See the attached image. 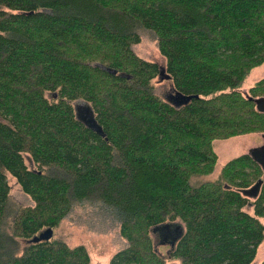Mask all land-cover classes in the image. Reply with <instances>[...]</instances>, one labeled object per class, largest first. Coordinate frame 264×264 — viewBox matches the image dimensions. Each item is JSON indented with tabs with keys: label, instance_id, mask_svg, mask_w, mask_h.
Wrapping results in <instances>:
<instances>
[{
	"label": "trees",
	"instance_id": "1",
	"mask_svg": "<svg viewBox=\"0 0 264 264\" xmlns=\"http://www.w3.org/2000/svg\"><path fill=\"white\" fill-rule=\"evenodd\" d=\"M139 30L164 65L132 51ZM263 64L264 0H0V264H91L53 235L29 242L80 203L118 224L126 245L109 264H252L264 240L261 168L244 154L195 179L214 171L215 141L264 133L252 100L264 78L239 91ZM160 67L188 103L156 93ZM79 101L105 137L76 120ZM8 176L33 205L11 199ZM168 225L180 233L162 255Z\"/></svg>",
	"mask_w": 264,
	"mask_h": 264
},
{
	"label": "rangeland",
	"instance_id": "2",
	"mask_svg": "<svg viewBox=\"0 0 264 264\" xmlns=\"http://www.w3.org/2000/svg\"><path fill=\"white\" fill-rule=\"evenodd\" d=\"M141 42L131 47L132 51L140 58L157 62L164 65L165 60L158 52L155 39L151 32L147 30L138 31ZM264 78V64L254 68L247 76L239 91L248 93L249 89L258 81ZM158 80V79H157ZM152 84L158 95L165 99L168 93H172L170 83L167 80ZM166 100V99H165ZM80 102V101H79ZM263 132L239 135L226 140L214 142V149L218 156L214 171L209 175L198 176L197 183L216 179L225 163L233 158L247 154L252 147L258 146L263 142L261 135ZM25 164L29 169L33 166ZM10 186L11 199L23 207L33 205L30 198L24 194L16 180L7 177ZM101 205L91 203H80L74 206L72 211L64 218L60 226L54 230L53 238L64 240L69 246H82L87 251L91 264H109L114 253L125 247L124 241L118 236L117 222L112 216L105 212ZM264 223V220L262 219ZM157 250L162 255H166L168 248L166 244L158 243ZM264 259V240L257 249L256 257L252 264H260ZM166 264H178L176 260L167 261Z\"/></svg>",
	"mask_w": 264,
	"mask_h": 264
},
{
	"label": "water",
	"instance_id": "3",
	"mask_svg": "<svg viewBox=\"0 0 264 264\" xmlns=\"http://www.w3.org/2000/svg\"><path fill=\"white\" fill-rule=\"evenodd\" d=\"M104 70L107 72H110L112 74H115L116 72L114 70H110L108 68L103 67ZM163 80H169V75L165 73L164 67H160L159 74H158V81L161 82ZM196 98V96H194ZM193 96H183L179 95L178 93L172 92L168 93L167 97L165 98L166 101H168L172 106L174 107H180L181 105H184L188 103ZM256 111L261 112L264 114V97H259L252 99ZM75 109V118L77 121L82 123L87 129L91 130L92 132L96 133L100 137H105L104 132L102 131V128L99 126V124L96 122L94 118L93 111L91 107L84 102H76L74 104ZM261 136L264 137V134ZM247 155L250 157V159L257 164L264 175V144L257 147H252L248 150ZM261 179H259L248 191L247 194L251 197L256 196V194L259 191L260 185H261ZM161 231V238L160 243L170 245L171 247L174 245V241L179 236L180 231L177 227H171V226H162L160 228ZM53 235V231L51 228H47L40 232L38 235L34 236L29 240L31 243H38L41 241H49ZM169 241V242H168Z\"/></svg>",
	"mask_w": 264,
	"mask_h": 264
},
{
	"label": "flooded vegetation",
	"instance_id": "4",
	"mask_svg": "<svg viewBox=\"0 0 264 264\" xmlns=\"http://www.w3.org/2000/svg\"><path fill=\"white\" fill-rule=\"evenodd\" d=\"M262 138H263V142L260 144V145H258V146H261V145H263L264 144V137L263 136H261ZM255 147H257V146H255ZM28 164L29 165H32V162H30L29 160H28ZM169 242V241H168Z\"/></svg>",
	"mask_w": 264,
	"mask_h": 264
},
{
	"label": "bare ground",
	"instance_id": "5",
	"mask_svg": "<svg viewBox=\"0 0 264 264\" xmlns=\"http://www.w3.org/2000/svg\"><path fill=\"white\" fill-rule=\"evenodd\" d=\"M74 106V105H73Z\"/></svg>",
	"mask_w": 264,
	"mask_h": 264
}]
</instances>
